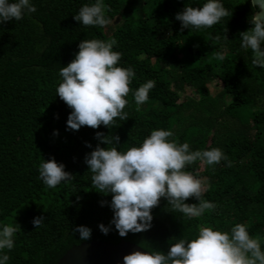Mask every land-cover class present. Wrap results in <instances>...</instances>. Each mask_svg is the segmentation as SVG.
Listing matches in <instances>:
<instances>
[{
	"label": "trees",
	"instance_id": "16d2710c",
	"mask_svg": "<svg viewBox=\"0 0 264 264\" xmlns=\"http://www.w3.org/2000/svg\"><path fill=\"white\" fill-rule=\"evenodd\" d=\"M94 2L32 0L34 12L0 23V224L18 225L13 248L3 250L6 264H57L72 246L93 240H126L166 253L176 238H194L201 226L228 231L238 222L264 249V68L251 64L252 53L240 47L239 37L255 14L250 0H221L228 14L217 23L183 30L175 14L204 0H103L109 24L72 19ZM92 38H114L118 64L133 69L122 109L128 116L109 127L66 130L71 109L56 96L58 70L79 41ZM148 79L155 86L138 107L132 90ZM188 88L199 97L182 95ZM155 128L171 130L169 139L187 142L190 150L221 149L219 163L185 166L204 178L202 197L215 207L187 217L160 198L151 226L121 237L109 224L111 195L91 184L84 156L99 143L95 132L117 136L123 151ZM49 157L63 163L71 181L52 188L42 183L38 164ZM41 215L43 223L34 227L33 217ZM98 224L109 228L107 234ZM77 225L91 229L88 239L72 231Z\"/></svg>",
	"mask_w": 264,
	"mask_h": 264
},
{
	"label": "clouds",
	"instance_id": "9594fccd",
	"mask_svg": "<svg viewBox=\"0 0 264 264\" xmlns=\"http://www.w3.org/2000/svg\"><path fill=\"white\" fill-rule=\"evenodd\" d=\"M250 4L255 14L248 18L251 27L239 32L240 47L251 51L253 66L264 68V15L261 14L264 0H250ZM106 7L103 0L83 4L72 19L80 25L103 27L111 22L105 15ZM34 11L32 0H0V23L18 21L24 14ZM227 14L221 0H204L199 7L184 6L174 18L183 30L189 26L209 27ZM115 44L114 38L83 39L77 44L73 58L59 68L55 93L71 109L66 130H77L81 126L109 127L115 123L114 118L121 121L127 118V112L122 109L128 103L125 97L134 72L131 66L118 64L121 53L113 49ZM154 86L155 81L148 79L132 90L138 107L148 99L147 94ZM173 135L171 130L155 128L138 145L121 151L116 147L117 136L94 133L99 143L85 154L83 162L91 173V184L99 193L111 195L109 224L119 236L147 230L151 226V209L160 198L187 217L200 216L206 209L215 207L213 202L202 197L204 178L194 176L185 166L197 160L207 165L219 163L224 158L223 152L218 147L190 150L187 142L169 139ZM101 143L108 146L101 147ZM37 171L48 188L71 181L73 177L64 170L63 163L51 157L40 159ZM189 197L197 203H185ZM43 221L41 215L33 217L31 223L38 227ZM97 227L101 233L109 231L104 224ZM17 229L16 223L0 224V264L8 261L3 250L13 248ZM72 231L86 240L91 229L77 225ZM121 259L122 264H264V249L258 238L249 235L246 225L238 222L228 231L201 226L194 238H176L166 253L136 250Z\"/></svg>",
	"mask_w": 264,
	"mask_h": 264
},
{
	"label": "water",
	"instance_id": "95a60500",
	"mask_svg": "<svg viewBox=\"0 0 264 264\" xmlns=\"http://www.w3.org/2000/svg\"><path fill=\"white\" fill-rule=\"evenodd\" d=\"M261 14L264 15V9ZM136 250L147 251L126 240L117 244L98 240L84 241L72 246L57 264H122V256Z\"/></svg>",
	"mask_w": 264,
	"mask_h": 264
},
{
	"label": "rangeland",
	"instance_id": "374dc122",
	"mask_svg": "<svg viewBox=\"0 0 264 264\" xmlns=\"http://www.w3.org/2000/svg\"><path fill=\"white\" fill-rule=\"evenodd\" d=\"M181 94L182 95H190V96L199 97L198 92H195L194 90H191L190 88H188L186 91L182 92Z\"/></svg>",
	"mask_w": 264,
	"mask_h": 264
}]
</instances>
